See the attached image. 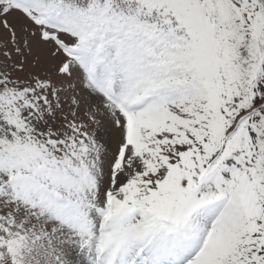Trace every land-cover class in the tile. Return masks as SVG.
<instances>
[{
	"label": "snow or ice",
	"instance_id": "6c2138e0",
	"mask_svg": "<svg viewBox=\"0 0 264 264\" xmlns=\"http://www.w3.org/2000/svg\"><path fill=\"white\" fill-rule=\"evenodd\" d=\"M0 264H264V0H0Z\"/></svg>",
	"mask_w": 264,
	"mask_h": 264
}]
</instances>
